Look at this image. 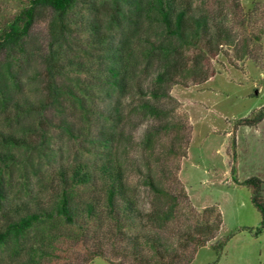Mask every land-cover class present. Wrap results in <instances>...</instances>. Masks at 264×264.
<instances>
[{"label":"rangeland","instance_id":"obj_1","mask_svg":"<svg viewBox=\"0 0 264 264\" xmlns=\"http://www.w3.org/2000/svg\"><path fill=\"white\" fill-rule=\"evenodd\" d=\"M180 1L188 4L192 15L209 14L211 31L219 29L223 36L219 42L202 41L198 48L187 50L188 74L166 85L165 95L158 100L139 90V85L143 91L152 89L154 68L134 78L124 100L118 152L144 226L142 232L128 234L142 242V233L159 237L160 256L144 246L156 264H262L264 233L255 234L261 213L241 182L250 177L264 181V118L255 126L237 120L264 107V0ZM26 5L25 0H0V32ZM50 19V11H42L31 29L27 47L32 59L24 76L31 78L43 70ZM145 97L162 111L160 116L139 108ZM23 129L0 119V130ZM47 129L53 149L47 151L49 160L37 156L35 147L41 146L35 131L26 135L32 148L16 151L19 162L7 186L11 200L0 209V228L8 219L51 211L56 204L58 169L72 162L79 146L59 128ZM148 176L164 193L151 190ZM99 197L100 220L93 216L79 228L53 217L46 235L52 234L54 249L42 248L49 253L39 257L40 264L139 263L128 241L116 233L114 221L103 210L104 198ZM171 206L173 215L163 225L149 220L155 209ZM40 233L33 230L28 243L38 245ZM93 252L99 256L92 258ZM10 253L0 249V264H33L28 246L16 258Z\"/></svg>","mask_w":264,"mask_h":264},{"label":"trees","instance_id":"obj_2","mask_svg":"<svg viewBox=\"0 0 264 264\" xmlns=\"http://www.w3.org/2000/svg\"><path fill=\"white\" fill-rule=\"evenodd\" d=\"M25 1L27 5L0 32V119L24 128L21 132L0 130V209L11 200L7 186L19 162L16 151L33 146L26 136L29 131L39 134L41 147H35L39 159H48L47 151L53 150L49 126L75 139L79 149L70 164L58 169L60 192L52 210L8 219L0 228V249L10 250L11 258H16L28 246L30 260L40 264L39 257L49 253L42 248L54 249L52 234L46 235L53 217L79 228L93 216L100 220V194L103 210L114 221L116 233L128 241L138 264H156L144 246L160 256L159 237L142 233V242L128 234L142 232L144 223L118 152L124 100L134 78L152 68V89L143 91L139 85V90L155 100L163 97L166 85L188 74L185 52L198 48L202 41L219 42L222 32L211 31L209 14L192 15L188 4L180 0ZM47 10L51 13L50 41L41 59L43 70L29 78L23 74L32 59L28 39L38 15ZM29 85L34 87L29 89ZM145 98L139 108L160 116L162 111ZM263 118L261 107L237 122L255 126ZM151 136L147 135L146 142H151ZM146 183L156 194L164 193L151 176ZM23 185L28 188L26 179ZM241 185L250 189L251 201L261 213L255 234L264 233V181L250 177ZM173 210V206L157 208L149 220L163 225ZM35 229L41 232L38 245L28 243ZM97 256L94 253L92 258Z\"/></svg>","mask_w":264,"mask_h":264}]
</instances>
